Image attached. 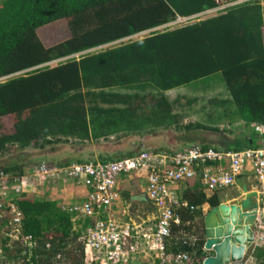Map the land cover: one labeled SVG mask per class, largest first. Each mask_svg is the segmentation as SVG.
Wrapping results in <instances>:
<instances>
[{
  "label": "trees",
  "instance_id": "trees-1",
  "mask_svg": "<svg viewBox=\"0 0 264 264\" xmlns=\"http://www.w3.org/2000/svg\"><path fill=\"white\" fill-rule=\"evenodd\" d=\"M231 1L0 0V170L20 177L30 163L108 162L193 146L236 151L259 147L257 141L264 142V137L254 136V124L264 126V6L249 1L167 26L180 16ZM60 20L66 21L69 35L45 44L39 29ZM142 32L144 36L132 38ZM218 79L231 98L204 96L205 110L196 112L205 120L240 122V138L231 136L239 128L234 125L226 129L184 123L187 109L198 104L197 84L206 85L202 91H217ZM179 88L186 93L172 100L169 92ZM160 132H173L175 140H164L168 146L146 144ZM210 134L222 142L207 140ZM132 136L137 143L113 150ZM229 136L234 143H223ZM90 142L102 145L97 155H85L96 148ZM9 143L17 145L11 148ZM65 147L83 148L85 156L61 159ZM38 153L50 157L40 160ZM221 194L206 193L199 183L185 191L183 197L191 205H206L207 211L187 210L183 217L191 224L180 226L187 234L173 236L172 251L205 257L203 218L220 204ZM16 201L24 213V231L39 244L28 258L21 248L12 254L8 238L1 235L0 264H16L17 259L20 264H83L80 232L72 230L70 214L31 197ZM197 214L204 226L199 234L192 223ZM252 257L264 264V249L255 248Z\"/></svg>",
  "mask_w": 264,
  "mask_h": 264
},
{
  "label": "built area",
  "instance_id": "built-area-1",
  "mask_svg": "<svg viewBox=\"0 0 264 264\" xmlns=\"http://www.w3.org/2000/svg\"><path fill=\"white\" fill-rule=\"evenodd\" d=\"M249 1H257L264 6V0H232L201 14L180 16L167 26L200 20L206 15ZM143 35L145 32L132 38ZM254 127L264 136L263 125L254 124ZM200 171L203 190L207 193L238 188L239 198L244 193L238 179L243 176L247 178L249 187L257 191L259 202L254 226L255 248L264 249V142L259 147L237 151L204 150L193 146L178 153L145 151L108 162L94 160L64 166H49L41 162L25 166L20 177L0 170V234L18 242L23 248V255L30 258L39 242L35 236L24 231V213L16 200L29 192L30 186H42L56 179L67 178L84 185L87 197L63 209L77 217L98 218L78 237L84 247L83 264H133L136 257L145 256L157 260V264H199L200 260L190 253L172 251L168 242L174 236V226L191 224L186 221L182 225L183 219L178 212L180 208L188 209L191 213L203 209V206L191 205L176 191L180 184L196 180ZM132 173L146 176L147 195L158 212L156 227L152 231H142L137 222L126 218V211L122 217L113 212L112 207L121 195L118 177ZM47 246L50 247V244ZM206 257L201 264H204Z\"/></svg>",
  "mask_w": 264,
  "mask_h": 264
},
{
  "label": "crops",
  "instance_id": "crops-1",
  "mask_svg": "<svg viewBox=\"0 0 264 264\" xmlns=\"http://www.w3.org/2000/svg\"><path fill=\"white\" fill-rule=\"evenodd\" d=\"M177 96L173 97L172 100H175ZM254 136H256V133L254 134ZM257 143L261 146L263 144V141L260 140V141H257ZM117 144H118L117 146H119L121 142ZM123 148L116 147L113 150L122 151ZM174 153H178V152H174ZM195 183H199V185L203 187L202 182H201V171L199 172V175L196 178V180L188 181V182H184L180 184L178 188L176 189V191L178 192V194H180L183 197L185 191L190 186L194 185ZM49 184H45L42 186H38V185L30 186L29 192H27L23 197H31L32 199H35V200L44 201L46 204H49V206L53 208L60 209L61 211L67 212L71 216L70 221L72 224V230L78 231L80 233L85 232L88 226H90L96 220H98V218L77 217L69 213L67 210H64L65 208L69 207V204L82 202L86 199L87 188L84 185L70 181L67 178L56 179L55 181ZM118 186H119L121 195H120V200L116 202L112 207L114 214L119 217H122L123 212L126 211L127 212L126 218H129L137 222L140 225V228L142 231L154 230L156 227L158 212H157V208L155 207V205L148 198L145 174L143 173L142 174L132 173L129 175L121 174L118 177ZM203 191L206 192L205 190ZM221 193L220 194L222 198L227 197L231 202L234 199V197H239L240 190L238 188H232V189H229ZM202 208L205 212L207 211L206 205H204ZM187 210L188 209H185V208H180L178 210V212L180 213L183 219L182 225L186 224L185 222L188 221L187 219H184L183 217L184 214H188ZM205 212L203 213L205 214ZM200 216L201 215L199 214L195 215L193 222H192L194 223L193 229L197 230L195 234L196 233L199 234V232H202V229H204V226H205V223H204V226H202L203 224L201 222ZM178 228H180V226H174L173 229H178ZM174 231H177V230H174ZM173 234H174V237L176 236L177 238H181V237L185 238L182 228H180V231L176 233V235H175V232ZM1 235L3 237H7L3 234H0V236ZM171 240L168 242V246L169 244H172ZM48 243L51 246V242H48ZM7 246L12 251V254L14 253L16 254L18 249L20 248L23 250V248L20 246L18 242L11 241L10 238H8ZM204 250L206 251L204 255L205 257L206 256L208 257L213 254L211 251H207L205 249V246H204ZM17 255L19 256L20 253ZM0 256H2L1 248H0ZM203 259L202 257H199V260H200L199 264H201ZM17 260L18 261L16 262V264H20L19 259ZM133 264H157V260L154 261L153 259H149L146 256L141 257V258L136 257Z\"/></svg>",
  "mask_w": 264,
  "mask_h": 264
},
{
  "label": "water",
  "instance_id": "water-1",
  "mask_svg": "<svg viewBox=\"0 0 264 264\" xmlns=\"http://www.w3.org/2000/svg\"><path fill=\"white\" fill-rule=\"evenodd\" d=\"M260 135L256 130L255 137ZM238 184L243 197H234L231 202L223 197L204 218L205 249L213 253L206 257L204 264H245L254 252L258 194L249 187L245 176L238 179Z\"/></svg>",
  "mask_w": 264,
  "mask_h": 264
},
{
  "label": "rangeland",
  "instance_id": "rangeland-1",
  "mask_svg": "<svg viewBox=\"0 0 264 264\" xmlns=\"http://www.w3.org/2000/svg\"><path fill=\"white\" fill-rule=\"evenodd\" d=\"M39 34H40L42 40L45 42V44H51L52 42L55 43V42H58L60 40L65 39L69 35V29H68V25H67L66 21L65 20H60V21L53 22L51 24H48V25H45V26L41 27L39 29ZM1 80L2 79L0 78V81ZM218 81H219V83L216 84V87H214V88H218L217 91H215V90H213V91H202V90H206L204 88V87H206V85L205 84H200L199 82H195L194 83V84L199 83L195 87L198 90L197 91V97H199V99H198L199 101H198V104L196 106H194V108L192 110L188 111V109H187V112L185 114L186 118L184 119V123H188V122H202L203 124L205 123L206 125H209V126H211V125H218L221 128H224L225 127L226 129H232L231 127L234 125L233 127H239V128H236L234 134L231 135V136H233L232 138H234L235 136L237 138H240L242 136H240L239 134H242V133L244 134V132L242 131L244 129H243L242 125H240L241 124L240 122H236L233 125L228 123V122H230V120H227L228 122L219 123V121L222 122L221 120H225V118L224 119H221V120H218V122H217L216 121L217 120L216 117H215L216 120H211V118H209V117H208L207 120H205V118L203 119L202 116H200L196 112V110L197 109L199 110V108H201V107H203V109L205 110L206 101L203 100L204 99V96H206V97L208 95L214 96L215 93H218L217 95L220 96V99H225L226 100L228 98H231L230 97V94L225 90L226 87H224L223 80H222L223 87H222V84H221L220 79H218ZM200 87H202V88H200ZM223 88H224V90L227 93L223 90ZM183 89L184 88H179V89L170 91L169 92L170 97L173 98V97H175V96H177L179 94L186 93ZM190 94L193 95V93H190ZM194 94H196V93H194ZM200 96L202 97V99H201ZM184 112L185 111H182V114H184ZM215 135H217V134H210V135H206L205 137H207V138L209 137L207 139L209 141H219V142H222L220 136H215ZM154 136L155 137L150 138L151 139L150 141H146L147 142L146 143L147 145L150 146V145L156 144L158 146H163V145L168 146L169 145V142H167L168 140H171V141H174L175 140L174 139V133L173 132H160V133H156V135H154ZM232 138L229 136V138L227 140H223V143L224 142L231 141L230 144H233L234 141H232ZM162 139H163V141H162ZM113 140H114V138L111 139V140H109V141H113ZM164 140H167V141H164ZM127 142H129V143L126 144ZM137 142L138 141H137L136 137L135 136H132V137H129V138L123 140V142L119 146H117V147H122V148L124 147L126 149L127 146H129L131 143H137ZM100 143H103L102 145H105L106 144L107 146L109 144L107 141H103V142H100ZM100 143L90 142V144L92 146L96 147V148L95 149L92 148L90 151H89V149H87V152L85 153V155H91V153H93V152H94V155H97L98 154V151L100 149L99 147L102 146V145H96V144H100ZM16 145H17V143H9V144H7V146H9L11 148H13ZM116 145H118V144H116ZM78 146L80 147L81 145H78ZM114 148H116V146H114ZM81 149H83V148L65 147V149L62 151L63 154L60 157H61V159L62 158H64V159L65 158L71 159V158L79 157V156L83 157L85 155H82L81 154ZM69 154H71V155H69ZM41 157H43V158H41ZM48 157H50V154L48 155V154H45V153H42V154L40 153L39 156H38V158H40V160H48ZM95 157H97V156H95ZM57 159H58V157H57ZM30 164H34V163H30ZM30 164H28V165H30ZM28 165H26V166H28ZM245 264H257V263H256V260L251 256L247 260V262Z\"/></svg>",
  "mask_w": 264,
  "mask_h": 264
}]
</instances>
